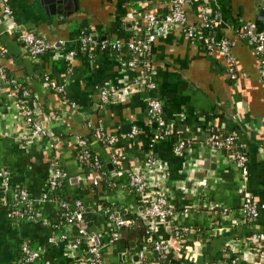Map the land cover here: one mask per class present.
<instances>
[{
    "label": "crops",
    "instance_id": "crops-1",
    "mask_svg": "<svg viewBox=\"0 0 264 264\" xmlns=\"http://www.w3.org/2000/svg\"><path fill=\"white\" fill-rule=\"evenodd\" d=\"M76 1L63 15L52 0H9L12 17L0 16V46L6 48L5 54L0 52V65L25 82L29 94L24 104L46 129L45 135L25 137L30 126L20 115L12 88L0 77V169L11 173L6 190L0 186V264H18L25 244L40 251V258L28 264H88L82 251L69 249L60 239L61 233L73 235L79 227L102 239L105 264H137L134 255L142 236L136 239L127 228L114 229L101 210L112 204L142 215L143 207L127 185L129 172L143 174L148 190L163 195L172 209L167 222L147 221L154 235L169 245V259L161 264H212L233 257L239 264H254L263 241L253 235L264 234V207L249 221L241 203L250 198L264 204V74L251 43L236 32L247 21L264 31L259 13L264 0L185 2L187 23L198 25L203 5L219 12L215 34L228 41L232 60L189 38L183 26L159 23L151 32L147 76L156 87L150 89L133 85L137 71L123 64L122 51L96 46L89 58L80 38L136 37L145 28L142 15L162 16L170 1ZM21 29L44 37L46 49L31 56L16 39L15 31ZM230 65L235 68L233 79ZM49 81L63 84L64 93L50 88ZM103 88L115 91L101 103ZM152 97L161 102L172 130L161 138L154 137L158 129L149 112ZM96 128L117 137L121 160H111L108 147L93 134ZM215 132L235 136L247 155L246 175L235 165L231 150L211 144ZM78 137L86 138L104 162L106 177L98 186L92 185L93 169L77 155ZM180 140L186 143L177 151ZM55 166L67 174L60 197L71 206L75 201L83 204L73 224L62 222L58 198L43 199ZM18 188L27 190L38 220L7 216V203ZM175 228L187 231L178 237ZM145 249L152 261L154 253L149 246Z\"/></svg>",
    "mask_w": 264,
    "mask_h": 264
},
{
    "label": "built area",
    "instance_id": "built-area-1",
    "mask_svg": "<svg viewBox=\"0 0 264 264\" xmlns=\"http://www.w3.org/2000/svg\"><path fill=\"white\" fill-rule=\"evenodd\" d=\"M170 1L169 10L162 16L154 13H144L142 19L144 21V30L137 32V36L128 40L124 39H102L99 40L90 34H83L80 38L81 49L88 53L89 58L93 57V49L96 46L102 48H109L113 51H122V62L125 66L135 69L137 74L133 79V85L138 88L144 86L145 88H155L156 83L153 80H149L147 71L151 63V46L153 42V36L151 34L152 29L159 23L166 25L179 24L183 26L186 34L189 38L201 41L204 47L208 50H219L223 54L227 55V60L231 62L232 57L229 54L230 46L225 39H219L215 34V28L220 22V14L216 10L210 9L209 6L203 5L198 12V24L207 29L206 34L201 33L197 29L196 24L187 23L185 19L184 3L188 0H167ZM207 3L208 0H203ZM0 16L12 17V8L9 5V0H0ZM141 26V25H140ZM141 29L137 28V31ZM16 39L27 48L31 56L39 55L47 47V41L44 37L36 34L30 30H16ZM236 36L239 39L247 40L253 47V52L258 58V65L260 73L264 74V31L257 29V26L252 21H247L241 24ZM59 43H63L62 39L58 40ZM0 52L5 54L6 48L0 46ZM68 55H73V51H69ZM230 78H235V68L229 66ZM0 77L5 80L14 93L16 106L19 108L22 119L30 126V132L25 137L40 136L46 134V129L43 124L38 121L31 109L24 104V98L29 94V91L24 84L25 82L19 81L14 76H7L3 66H0ZM44 79L47 81V77ZM49 86L53 90L64 93V87L61 83L55 81H49ZM114 88L101 89L100 102L107 101L109 93H113ZM149 112L152 116V120L157 125V131L154 133L155 138H161L164 135L170 133L172 130L167 126L163 111L162 104L158 98L152 97L149 99ZM94 136L100 142L105 144L109 149L111 160L117 162L121 160L119 150L115 146L116 136L107 134L101 131L99 128L94 130ZM136 130L133 129L131 135H135ZM184 140H180L175 146V150H180L185 145ZM211 144L220 148L231 150V157L238 167L242 175L247 174V155L236 145V138L232 134H221L215 132L211 139ZM77 155L84 165L90 166L94 171L92 178V185L98 186L101 181L106 177V171L104 164L100 156L91 150L88 141L84 137H78L76 139ZM153 163V161H150ZM10 171L6 168L0 169V186L3 191L9 185ZM67 176L66 172L59 166H55L53 173L47 180V190L43 194V199L49 198V194L56 188H59L61 181ZM128 185L134 191L137 196L138 203L143 207L142 216L150 218L151 220H159L167 222L172 214V209L168 206L165 197L161 194L154 195L148 190V186L145 177L141 173L129 172L127 174ZM57 199V198H56ZM58 202L63 208L62 217L65 221L63 223L73 224L75 222L77 214L83 210V204L80 201H75L74 212L70 211L68 203L58 197ZM8 211L7 216L14 220H38L40 215L32 207L29 194L26 189L18 188L14 192L13 199L10 203H7ZM264 207L263 203H257L250 198H245L241 203V209L248 218L249 221H253L259 215L260 210ZM103 213L107 215L109 220L112 221L114 229L120 230L122 228H128L134 225V219L130 210L126 207L119 208L112 204L101 206ZM187 229H174V235L181 237L183 232ZM256 241L261 240V244L257 247L256 260L254 264H262L264 259V234L258 233L253 235ZM61 241L69 249H75L87 252L88 264H103L102 253L100 247L96 246L93 237L86 232L84 228H76V232L73 235L61 233ZM259 244V243H258ZM85 245V249L82 248ZM149 246V249L154 253L152 261H149L146 256L145 247ZM169 245L163 240L157 238L154 235L153 229L146 228L144 234L141 237V249L138 250V262L137 264H161L169 259ZM39 249H32L27 244L22 246V256L19 259L18 264H28L29 262L39 259ZM46 264H49L48 262ZM212 264H239L236 257L228 260L213 262Z\"/></svg>",
    "mask_w": 264,
    "mask_h": 264
},
{
    "label": "trees",
    "instance_id": "trees-1",
    "mask_svg": "<svg viewBox=\"0 0 264 264\" xmlns=\"http://www.w3.org/2000/svg\"><path fill=\"white\" fill-rule=\"evenodd\" d=\"M241 26V25H240ZM240 26L238 27V29H237V32H238V30H239V28H240ZM196 27H197V29L198 30H200L201 31V33H203V34H206L207 32H208V30L207 29H204V28H202L199 24L198 25H196ZM236 32V33H237ZM15 35H17V33H15ZM198 41V40H197ZM0 66H2V65H0ZM4 68V67H3ZM5 69V68H4ZM5 73L8 75V76H10V74H9V72L5 69ZM12 76V75H11ZM102 160V159H101ZM103 162V161H102ZM103 164H104V162H103ZM104 168H105V165H104ZM127 185H128V177H127ZM128 187H129V185H128ZM129 189L130 190H132L131 189V187H129ZM60 191H59V188H56V189H54L53 191H51V193L49 194V197H53V198H58V197H60V193H59ZM132 193L135 195V193H134V191L132 190ZM135 197H136V200H137V196L135 195ZM62 199H64L67 203H68V206H69V209H70V211H72V212H74V207L73 206H71L70 205V203H69V201L68 200H66V198H63V197H61ZM142 214V213H141ZM132 217H133V219H134V225H132V226H130V227H128L127 229L128 230H131V234L133 235V237H136V239L138 238V237H141L143 234H144V230L146 229V228H150V229H152V227L150 226V224L147 222V221H150L151 219L148 217V218H145V217H143L142 215H132ZM63 221H65V219L62 217L61 218ZM82 248L83 249H85V245H82ZM83 253V255L85 256V257H87L88 256V254H87V252H82ZM224 259H218V260H216L215 262H218V261H223Z\"/></svg>",
    "mask_w": 264,
    "mask_h": 264
},
{
    "label": "water",
    "instance_id": "water-1",
    "mask_svg": "<svg viewBox=\"0 0 264 264\" xmlns=\"http://www.w3.org/2000/svg\"><path fill=\"white\" fill-rule=\"evenodd\" d=\"M52 1H53L54 7L56 8L57 12L61 13L63 15H66V14L71 12L70 10L67 12L65 11L68 6H70L71 4H75V5L77 4L76 0H52ZM259 13L261 16H264V9H261ZM140 209L142 210V207ZM90 235L93 237V241H94L95 245L100 247V249H101L102 239L97 237L96 235H94V233H90ZM118 261L122 262L121 255H119ZM134 261L138 262L137 254L134 255ZM102 263L105 264L103 262V258H102Z\"/></svg>",
    "mask_w": 264,
    "mask_h": 264
}]
</instances>
